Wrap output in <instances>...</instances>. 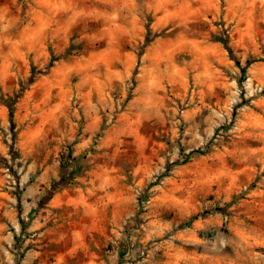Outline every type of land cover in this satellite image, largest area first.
<instances>
[{"label": "rangeland", "instance_id": "obj_1", "mask_svg": "<svg viewBox=\"0 0 264 264\" xmlns=\"http://www.w3.org/2000/svg\"><path fill=\"white\" fill-rule=\"evenodd\" d=\"M63 188L118 264H264V0H0L2 262L59 254Z\"/></svg>", "mask_w": 264, "mask_h": 264}, {"label": "crops", "instance_id": "obj_2", "mask_svg": "<svg viewBox=\"0 0 264 264\" xmlns=\"http://www.w3.org/2000/svg\"><path fill=\"white\" fill-rule=\"evenodd\" d=\"M30 187L33 190L31 193H35L34 186ZM46 205L42 210L52 211L58 208L66 213L59 214L61 221L58 228L62 232L54 239L63 247L53 257H49L45 249L41 253L37 250L31 251L25 259L26 264H118L116 256L107 249V233L109 230H116L111 216L115 205L112 197H108V194L105 197L97 194L91 200L84 192L63 188ZM78 214H81L83 221H78ZM36 222L34 227L44 231L45 221ZM0 264L5 263L0 259Z\"/></svg>", "mask_w": 264, "mask_h": 264}, {"label": "trees", "instance_id": "obj_3", "mask_svg": "<svg viewBox=\"0 0 264 264\" xmlns=\"http://www.w3.org/2000/svg\"><path fill=\"white\" fill-rule=\"evenodd\" d=\"M9 122L11 125H13V109H12V107H9Z\"/></svg>", "mask_w": 264, "mask_h": 264}]
</instances>
